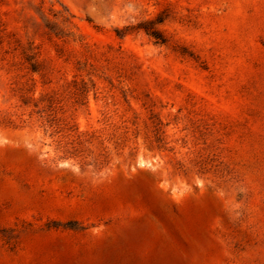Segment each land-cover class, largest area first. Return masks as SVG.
<instances>
[{
    "label": "rangeland",
    "instance_id": "obj_1",
    "mask_svg": "<svg viewBox=\"0 0 264 264\" xmlns=\"http://www.w3.org/2000/svg\"><path fill=\"white\" fill-rule=\"evenodd\" d=\"M0 264H264V0H0Z\"/></svg>",
    "mask_w": 264,
    "mask_h": 264
},
{
    "label": "trees",
    "instance_id": "obj_2",
    "mask_svg": "<svg viewBox=\"0 0 264 264\" xmlns=\"http://www.w3.org/2000/svg\"><path fill=\"white\" fill-rule=\"evenodd\" d=\"M144 31L147 32V34L152 37L153 39L157 40V41H160V42H164V40L161 38V36L159 35V33L156 31V30H152V29H146V28H143ZM25 60L27 61V63L29 64L30 66V70L32 72H35V67H36V62L34 61V57L32 54H27V56L25 57ZM69 227H72V226H69Z\"/></svg>",
    "mask_w": 264,
    "mask_h": 264
}]
</instances>
